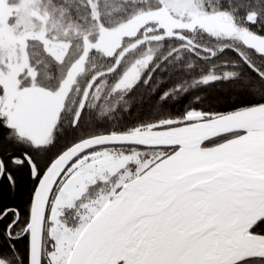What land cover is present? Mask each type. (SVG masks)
Wrapping results in <instances>:
<instances>
[{"label":"snow or ice","instance_id":"1","mask_svg":"<svg viewBox=\"0 0 264 264\" xmlns=\"http://www.w3.org/2000/svg\"><path fill=\"white\" fill-rule=\"evenodd\" d=\"M0 264H264V0H0Z\"/></svg>","mask_w":264,"mask_h":264}]
</instances>
